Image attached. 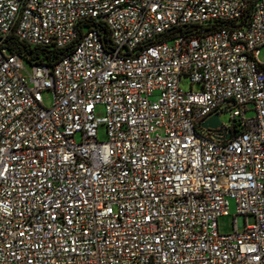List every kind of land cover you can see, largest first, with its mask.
Listing matches in <instances>:
<instances>
[{
  "label": "built area",
  "instance_id": "obj_1",
  "mask_svg": "<svg viewBox=\"0 0 264 264\" xmlns=\"http://www.w3.org/2000/svg\"><path fill=\"white\" fill-rule=\"evenodd\" d=\"M262 46L264 0H0V264H264Z\"/></svg>",
  "mask_w": 264,
  "mask_h": 264
},
{
  "label": "rangeland",
  "instance_id": "obj_2",
  "mask_svg": "<svg viewBox=\"0 0 264 264\" xmlns=\"http://www.w3.org/2000/svg\"><path fill=\"white\" fill-rule=\"evenodd\" d=\"M259 60L261 63L264 64V46L261 47L260 51H259ZM24 66L26 68V70L28 72H31L32 70V67L30 64H28L27 62H24ZM180 87L182 88V90L184 91H189L191 90V88H193L194 90H197L199 89V86L198 85H194L193 87H191L190 83H189V80L187 77H183L180 81ZM42 97H43V102H44V105L46 107H51L53 105V94L50 90H45L42 92ZM251 108V106H250ZM231 112L232 110H229L225 113H223V115L221 116V121L225 124V125H231ZM97 115L99 117L103 116L104 115V108L102 107H99L97 109ZM255 116V112L254 111H247L245 113V119H250V118H253ZM79 139V137H78ZM99 139L101 141H106V130H105V126L104 125H101L99 127ZM234 204H233V208H232V214H234ZM256 222V219L253 215H249L248 218H247V223L249 225H253L255 224ZM218 225H219V231L221 234H229V233H232L234 231V223H233V217L230 215V216H221L219 217L218 219ZM243 230V227L240 226L239 227V231H242Z\"/></svg>",
  "mask_w": 264,
  "mask_h": 264
},
{
  "label": "trees",
  "instance_id": "obj_3",
  "mask_svg": "<svg viewBox=\"0 0 264 264\" xmlns=\"http://www.w3.org/2000/svg\"><path fill=\"white\" fill-rule=\"evenodd\" d=\"M106 32V29H102ZM11 48L24 52L28 56V61L31 63H47L52 64L55 60L59 59L63 54V50L55 47H40L30 46L22 42H13L12 39L8 43Z\"/></svg>",
  "mask_w": 264,
  "mask_h": 264
},
{
  "label": "water",
  "instance_id": "obj_4",
  "mask_svg": "<svg viewBox=\"0 0 264 264\" xmlns=\"http://www.w3.org/2000/svg\"><path fill=\"white\" fill-rule=\"evenodd\" d=\"M222 122L218 114L213 115L203 123L204 128L217 129L221 126Z\"/></svg>",
  "mask_w": 264,
  "mask_h": 264
}]
</instances>
